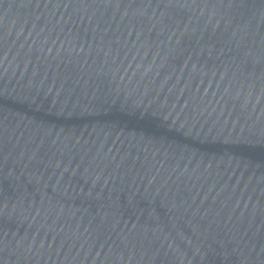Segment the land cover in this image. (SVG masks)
<instances>
[{
  "label": "water",
  "instance_id": "water-1",
  "mask_svg": "<svg viewBox=\"0 0 264 264\" xmlns=\"http://www.w3.org/2000/svg\"><path fill=\"white\" fill-rule=\"evenodd\" d=\"M0 264H264V0H0Z\"/></svg>",
  "mask_w": 264,
  "mask_h": 264
}]
</instances>
